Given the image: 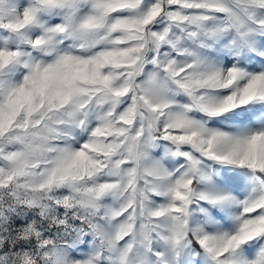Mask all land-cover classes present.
<instances>
[{
    "label": "snow or ice",
    "instance_id": "6c2138e0",
    "mask_svg": "<svg viewBox=\"0 0 264 264\" xmlns=\"http://www.w3.org/2000/svg\"><path fill=\"white\" fill-rule=\"evenodd\" d=\"M0 264H264V0H0Z\"/></svg>",
    "mask_w": 264,
    "mask_h": 264
}]
</instances>
